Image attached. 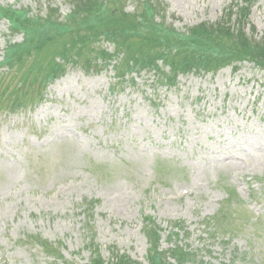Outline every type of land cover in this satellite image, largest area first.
<instances>
[{
    "label": "rangeland",
    "instance_id": "374dc122",
    "mask_svg": "<svg viewBox=\"0 0 264 264\" xmlns=\"http://www.w3.org/2000/svg\"><path fill=\"white\" fill-rule=\"evenodd\" d=\"M145 1L167 37L216 25L235 6L264 38V0ZM0 7L33 18L58 9L60 20L72 11L70 0ZM24 41L0 16V62ZM122 59L65 66L41 91L23 80L31 61L0 68V264H151L155 237L170 263L180 247L187 264H264V69L245 60L175 77L159 63L173 76L161 80L148 65L118 75Z\"/></svg>",
    "mask_w": 264,
    "mask_h": 264
},
{
    "label": "trees",
    "instance_id": "16d2710c",
    "mask_svg": "<svg viewBox=\"0 0 264 264\" xmlns=\"http://www.w3.org/2000/svg\"><path fill=\"white\" fill-rule=\"evenodd\" d=\"M128 1H137L140 4L134 14L127 13L124 8ZM70 4L72 11L63 20H60L58 9H51L46 18H33L29 12L0 7V16L9 20L12 32L25 33L23 44H12L8 48L4 61L0 62V68L6 65L21 70L22 66L31 61L23 80L27 82L29 79L31 84H38L40 91L62 76L66 72L65 66L75 63L88 69L93 59L101 58L107 63L119 56H123V63L116 69L117 74L122 77L127 72L152 66L161 80H172L173 76L165 74L159 63L169 66L175 77L192 70L217 71L223 66L245 60L264 69V38L258 41L254 29L250 30L251 35L246 32L250 13L248 7L235 12V6H232L225 11L223 19L216 25L202 24L187 35L176 32L175 35L168 34L167 37L165 29H161L162 26L151 19L158 8L149 1L70 0ZM235 16L237 19L233 24ZM102 41L113 44L115 52L110 53L100 48ZM39 54H43L41 59L38 58ZM14 93L17 102L21 90H14ZM8 100L13 101L10 98ZM0 103V109L4 108L1 99ZM17 103L27 105L26 97ZM234 197V194L230 195L229 199L234 200ZM151 219H146L147 233L154 230ZM175 225L177 229L180 228ZM222 228L219 227V231ZM225 231L229 232L230 229L225 227ZM151 246V264H187L193 260L179 247L172 250V258L176 261L170 263L159 251L158 238L155 237ZM94 260L92 264H105L101 257ZM110 264L141 263L129 257L116 256Z\"/></svg>",
    "mask_w": 264,
    "mask_h": 264
}]
</instances>
